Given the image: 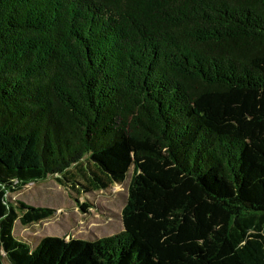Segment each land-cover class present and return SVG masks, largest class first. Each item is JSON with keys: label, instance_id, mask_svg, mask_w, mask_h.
I'll list each match as a JSON object with an SVG mask.
<instances>
[{"label": "trees", "instance_id": "trees-1", "mask_svg": "<svg viewBox=\"0 0 264 264\" xmlns=\"http://www.w3.org/2000/svg\"><path fill=\"white\" fill-rule=\"evenodd\" d=\"M129 174L119 234L14 236ZM0 264H264V0H0Z\"/></svg>", "mask_w": 264, "mask_h": 264}, {"label": "rangeland", "instance_id": "rangeland-1", "mask_svg": "<svg viewBox=\"0 0 264 264\" xmlns=\"http://www.w3.org/2000/svg\"><path fill=\"white\" fill-rule=\"evenodd\" d=\"M129 179L130 174L120 186L113 185L107 191L77 197L79 204H87L85 213L76 208L77 203L53 177L29 183L18 193L11 194L10 199L54 212L48 220L31 226L24 227L16 222L14 236L27 240L47 236L72 237L90 242L117 235L123 231L121 209L126 202Z\"/></svg>", "mask_w": 264, "mask_h": 264}]
</instances>
